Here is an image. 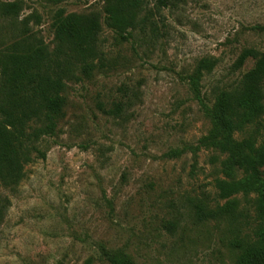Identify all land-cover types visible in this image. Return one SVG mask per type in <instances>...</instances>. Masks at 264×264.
I'll return each mask as SVG.
<instances>
[{"label": "rangeland", "instance_id": "obj_1", "mask_svg": "<svg viewBox=\"0 0 264 264\" xmlns=\"http://www.w3.org/2000/svg\"><path fill=\"white\" fill-rule=\"evenodd\" d=\"M15 1L18 14L0 15V48L28 28L52 50L62 10L97 15L104 56L65 82L56 133L38 143L45 157L33 154L17 184L0 181V264H111L116 253L133 264H234L231 241L254 225L251 197L234 196V219L198 217L197 205L226 202L214 185L224 156L201 139L217 92L238 87L258 56L237 67L238 57L264 53V0H178L159 11L148 0L137 20L149 21L123 35L105 23L103 0L0 4ZM205 58L216 63L196 93L189 75ZM254 129L263 141L264 114Z\"/></svg>", "mask_w": 264, "mask_h": 264}, {"label": "trees", "instance_id": "obj_2", "mask_svg": "<svg viewBox=\"0 0 264 264\" xmlns=\"http://www.w3.org/2000/svg\"><path fill=\"white\" fill-rule=\"evenodd\" d=\"M153 1V9L159 11L176 5L178 0ZM147 2L103 0L105 23L120 35L137 24L145 25L149 21L148 14L140 21L137 15ZM20 9L17 1L2 3L0 15L9 18ZM52 25L55 40L52 50L28 28L8 47L0 48V181L5 186L20 181L33 154L45 157L38 143L41 138L56 133L64 114L65 82L78 72L89 74L94 61L104 56L96 14H64L59 10ZM248 57H257V60L239 86L217 92L212 106L206 110L210 129L201 139L203 146L224 156L220 162L224 178H216L214 185L218 198L226 202L214 208L197 205L196 214L204 220L234 219L238 206L234 196L251 197L253 228L236 236L230 245L236 254L234 264H264V140L258 142L252 132H247L250 126L259 130L264 114V53L245 50L236 66H241ZM215 63L216 60L207 58L199 61L189 75L193 91L198 92L204 71L211 70ZM114 109L119 110L120 104H114ZM237 133L245 135L237 138ZM109 259L111 264H133L122 254H111Z\"/></svg>", "mask_w": 264, "mask_h": 264}]
</instances>
